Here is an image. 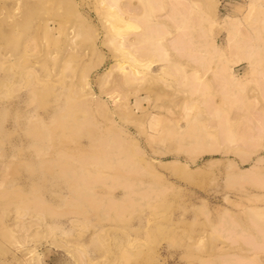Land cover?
<instances>
[{
    "label": "rangeland",
    "instance_id": "1",
    "mask_svg": "<svg viewBox=\"0 0 264 264\" xmlns=\"http://www.w3.org/2000/svg\"><path fill=\"white\" fill-rule=\"evenodd\" d=\"M12 1L0 0V264H36L25 259L34 247L42 264H217L221 255L246 248L228 245L224 235L231 219L258 235L253 217L264 219V195L256 194L264 193V159L253 178L235 176L264 156V136L254 143L264 125V0H218L214 14L203 0H117L114 8L105 3L112 0H73V8L64 0ZM147 23L160 26L161 34L141 36ZM245 42L256 64L216 75ZM140 46L153 55H140ZM113 76L125 81L109 89L111 95L128 94L136 113L146 114L141 128L116 122L142 151L141 171L132 177L140 189L152 190L149 197L136 196L120 216L102 205L110 195L123 196L125 190L109 179L122 172L105 158L95 163L100 152L90 134L75 128L88 116L104 136L112 121L93 105L89 112L67 106L89 79L113 108L105 91ZM147 84L153 92L132 94ZM175 128L188 132L180 136ZM195 135L216 142L219 151L191 155L184 146ZM241 150L249 153L245 162ZM59 160L107 179L86 187L61 172ZM78 192L95 194L100 209ZM20 195L43 197L58 215L20 208ZM76 204L81 211L71 214ZM71 215L76 224L67 220ZM31 219L35 224L22 228ZM71 249L82 252L81 260ZM254 257L264 264V252Z\"/></svg>",
    "mask_w": 264,
    "mask_h": 264
},
{
    "label": "bare ground",
    "instance_id": "2",
    "mask_svg": "<svg viewBox=\"0 0 264 264\" xmlns=\"http://www.w3.org/2000/svg\"><path fill=\"white\" fill-rule=\"evenodd\" d=\"M64 1H67L68 5L70 3L69 6H71L72 8L75 5L74 2H73L74 5L72 3L73 0H64ZM203 1L205 3V6L211 10V13L214 14L217 10V6H218L219 1L218 0H203ZM107 2H105V3L107 4V6L109 5L110 8L111 7H113V8L117 7V5H118L117 0H112L111 2H108L109 4ZM174 8H175V5L172 6V9H174ZM143 28H144V31L142 32V34H140L141 36H146L147 34H151L152 32H156V31L160 34L162 32L160 26L155 27L149 23L144 24ZM178 44H179L178 38L175 36L172 39V45L174 48L178 49ZM248 47H250V46L247 45L246 42L242 43L240 45H237L236 46L237 49L234 53V56L236 57L234 62L230 63V64L221 63L220 65H218V69H215L217 71L219 70L218 72L214 71L215 74L216 73L219 74V72H222V74L225 73V75L223 77H226L227 75L232 76L231 72L234 69V66H237L241 63H244V62L246 63L249 61L252 63V60L255 59V57H253V59L250 60L252 57L251 55L253 54V49L251 51V49H250L251 47L250 48H248ZM138 50H139L140 55H142L144 57L147 55H153L152 54L153 51L151 48H146L145 46H140ZM246 64H248V63H246ZM253 64H256L255 61H254V63H252V65ZM145 67H146V70L153 72L152 63L151 64L146 63ZM166 67H167V65H166ZM112 69H113V66H111L107 70V76L111 75ZM194 69H196V68H194ZM134 70L136 71L137 75L141 74L140 69L134 67V69L131 71L134 72ZM131 71L129 69L125 70V74H126L125 76L129 75V73H131ZM232 74H234V73H232ZM219 76H220V74H219ZM232 78L229 77V79H231L230 81H232ZM126 79L128 80L127 77H126ZM263 79H264V77H263ZM124 81L125 80L122 81L121 79H116V77L113 76V78L110 82L109 88L105 90L106 94L108 95V98H110L115 103V104L114 103L112 104V105H114L113 108H110L108 106V102L106 99H103L102 97H100L99 95L95 94L92 91L89 79L86 80V85H85V87L87 88L86 91H84L83 94H78L76 96L75 95L70 96V99L67 101V106L69 108H72L73 110H76V111L89 112V110H90L89 108H91L93 105L96 109L100 110L101 113L107 115L112 121V123H111L112 126L109 129V133L107 135H104V136H100L97 134V131H96L94 125L91 123V120L88 116L84 117L83 121H81L80 125L78 124L75 128H76V130H79L80 128H84L85 131L90 134V136H91L90 143L93 144L98 149L97 152H100V154L93 156L95 163L102 162L103 160L100 159V157H102V158H105L104 162L111 163L114 167L118 168L122 172L121 178L117 179L116 177L110 176L109 179L112 180L115 185L121 186L125 190L123 193V196L120 199H117L116 197H113L112 195H110L108 198H106V201L103 202L104 205H102L104 207V210H106L108 212H113L117 216H120L128 207L136 204V202H137L136 196L140 195L142 197H149L150 194L152 193V190H150L149 188L140 189L139 185L137 183V179H135L134 176L132 177L133 174H137L141 171L140 167H139L140 163H139V160L137 158H138L139 154L141 155L142 151L139 147L137 139L134 138L132 135H128L129 133L127 131H125L124 129L122 130L121 127H119L117 122H116V120L118 118L120 121H122L128 125H133L135 127L141 128V125L143 126V123H142L143 119L146 117V114L143 115V114L136 113L135 109L129 104L130 97L128 94H126L122 98V97H118L117 95H111V92H109V89H111V90L114 89V86H119L121 88L124 87ZM223 81L225 82V78H223ZM226 82H229V81L227 80ZM262 83H263V81H262ZM261 86L264 87V84L263 85L261 84ZM140 90H146L149 92L154 91V89L152 90V86L147 84V85L138 87V89H135L134 92H132V94L137 95ZM257 90H258V88H257ZM260 90L262 91L264 89H261V87H260ZM258 93H259V90H258ZM156 94H158V93L155 92V95ZM255 94H256V92H255ZM224 95H226V93ZM260 95H262V93H260ZM262 110H263V108H262ZM175 131L178 134L179 133L183 134L180 136H184L185 132H188L187 129L186 130L184 129L181 131L178 128H175ZM183 131H184V133H183ZM254 136H255L254 143L256 144L264 136V125H260V131L256 135L254 134ZM215 143L214 144L209 143V142L205 143V139L202 136L195 135V136H193L192 141L189 144H187L186 146H184V150L189 152L191 155L199 153V152H204V151L214 153V152L219 151L218 144H215ZM249 145L252 146L253 143H249ZM227 151H229V150H226L225 152H227ZM231 151L236 152L232 149H231ZM248 155H249V153L246 150L245 151L241 150L238 152V156L240 157L241 161H243V162H245L249 159ZM191 158L193 161H195V157H191ZM263 159H264V156L257 157L256 160L253 162V164L250 167H247V168L243 169L242 171L241 170L238 171L235 174V176L238 178H253L254 175L258 171V168L260 166V164H259L260 161H262ZM90 160H92V159H89V160L87 159L86 161L84 159L82 163L83 164H85L86 162L89 163ZM142 160H143V157H142ZM59 166H60L61 172L65 173V174L71 173V175L75 181L81 182L84 184V186L89 187V188H92L97 183H104L105 180L107 179V177L105 175H103L102 173L97 172V171L76 172L77 169H75L73 163L69 162L68 160H59ZM257 182H259V180H257ZM259 186L264 187V181L260 182ZM78 193H79V195L84 197V199L86 200L88 205L92 206L94 209H100L101 205H100V202H98L96 200L97 196L95 194H91V193L83 194L81 192H78ZM256 194L258 197L264 195V193L263 194L256 193ZM19 198H21V199L18 200V203H19L18 206L22 209H25V210L32 209L41 215H43V214L44 215H46V214L52 215V214L57 213L56 209L43 197L38 196V197H35L32 199H24L20 195ZM79 211H81L80 210V204H76L70 208L71 214H73V212H79ZM57 215H58V213H57ZM232 215L233 214L230 213V215L228 214L227 217L230 219V216L232 218ZM253 218H254V221L252 220V222H254V225L252 224L253 225L252 227H254V226H255L254 228L257 227L256 230H258V232H259L258 235L255 233H253V234L246 233L247 230L245 232H243L242 231L243 229L237 228L240 226V225L239 226L236 225V223L238 221L235 223V221H232L233 219H231V222H233V223L230 222V224L227 226L228 229H226V231L227 230L228 231H227L226 235H224V236H226L225 238L228 241L227 244L228 245L234 244L236 246H238V244H239V246L241 244L242 245L245 244L247 246L244 249L242 248L241 251L228 252V253H225V255L224 254L221 255L223 257L220 256L221 260L217 264H257V262H255L256 260L254 259L255 258L254 256H256L259 252L260 253L264 252V219L259 220V219H256L255 217H253ZM31 220L33 222H29L30 221L29 220L28 222L20 223V224H22V228H24L26 225H29V223L32 225L35 224L34 220L33 219H31ZM67 220L72 224H76L79 219L76 215H71L67 218ZM44 224L46 225V227H52V224L48 220ZM224 224H228V223L225 222ZM222 226H224V225L222 224ZM225 227H223V228H225ZM240 228H243V227H240ZM222 230L225 231V229H222ZM249 231H251V230H249ZM50 242H51V240H50ZM54 243L55 242H52V244H54ZM57 245H59V244L57 243ZM61 245H59V246H61ZM66 248H69V247L66 246ZM71 251H72V249L68 250V252H71ZM75 252H76V254H73L72 252H71V254H73V256L75 258L81 260L82 252L81 251H75ZM250 252H251V254H250ZM40 254H41V251H38L37 248L34 247V248L29 250V254L26 256L25 259L29 260L30 262L36 261L35 262L36 264H42V262L40 260V256H41Z\"/></svg>",
    "mask_w": 264,
    "mask_h": 264
}]
</instances>
